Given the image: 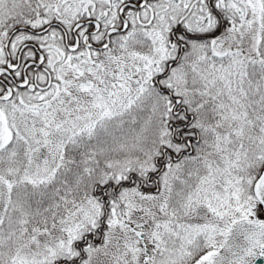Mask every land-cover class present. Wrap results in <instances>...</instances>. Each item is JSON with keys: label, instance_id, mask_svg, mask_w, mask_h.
<instances>
[{"label": "snow or ice", "instance_id": "1", "mask_svg": "<svg viewBox=\"0 0 264 264\" xmlns=\"http://www.w3.org/2000/svg\"><path fill=\"white\" fill-rule=\"evenodd\" d=\"M0 264H264V0H0Z\"/></svg>", "mask_w": 264, "mask_h": 264}]
</instances>
